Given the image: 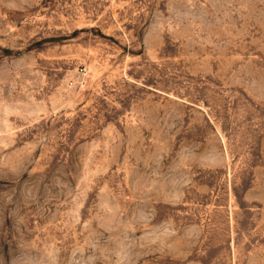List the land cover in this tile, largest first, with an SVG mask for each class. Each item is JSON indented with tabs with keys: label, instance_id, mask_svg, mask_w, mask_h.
I'll use <instances>...</instances> for the list:
<instances>
[{
	"label": "rangeland",
	"instance_id": "1",
	"mask_svg": "<svg viewBox=\"0 0 264 264\" xmlns=\"http://www.w3.org/2000/svg\"><path fill=\"white\" fill-rule=\"evenodd\" d=\"M0 264H264V0H0Z\"/></svg>",
	"mask_w": 264,
	"mask_h": 264
}]
</instances>
